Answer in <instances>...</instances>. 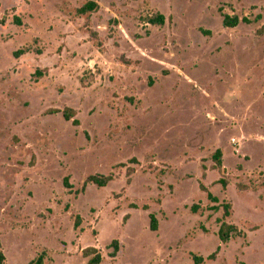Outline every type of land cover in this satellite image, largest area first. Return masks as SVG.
I'll list each match as a JSON object with an SVG mask.
<instances>
[{
    "label": "rangeland",
    "instance_id": "1",
    "mask_svg": "<svg viewBox=\"0 0 264 264\" xmlns=\"http://www.w3.org/2000/svg\"><path fill=\"white\" fill-rule=\"evenodd\" d=\"M220 8L262 19L225 29ZM224 203L245 234L228 244ZM92 247L103 264H264V0H0V252L86 264Z\"/></svg>",
    "mask_w": 264,
    "mask_h": 264
},
{
    "label": "trees",
    "instance_id": "2",
    "mask_svg": "<svg viewBox=\"0 0 264 264\" xmlns=\"http://www.w3.org/2000/svg\"><path fill=\"white\" fill-rule=\"evenodd\" d=\"M99 9H100L99 3L95 2V1H89V2L85 3L80 9H78L77 12L80 16H88V15H91V14L98 12ZM219 12L222 15V18H223L222 25L225 29H235V28L239 27L242 23H244L246 25H252L254 23L259 22L262 19L261 15L257 16L254 21H252L248 17H245L242 19L237 15L224 14L223 9H221V8L219 9ZM14 21L18 24L21 23L17 17H14ZM143 21L147 25L152 26V27H164L167 23V18L161 13H156L154 15H149V16L145 17L143 19ZM203 34L208 36L211 33L203 31ZM91 36L97 37V34L91 33ZM26 53H27L26 50H21V51L16 52L15 56L19 58ZM36 74H38V76H40V77L43 76L40 71H37ZM55 113H60V111H55ZM62 114H63L64 119L68 122L72 121L74 126L80 125V122L75 119L77 116V113L75 110H72L70 108H66L62 112ZM212 158H213L214 162L216 163V166L218 168H222L223 152L221 150H217L213 154ZM131 162L135 163V164L139 163V161L137 159H132ZM120 166L121 167H127L126 164H122ZM135 172H136L135 169L128 168L127 174L129 177H131L133 174H135ZM113 181H114L113 175H110V176L95 175V176H91L87 179L85 186L87 184L92 183V184L96 185L98 188H106ZM128 183H130V179L128 180ZM220 183L225 187L227 185V183L224 180H221ZM64 184L67 188H71L69 185V178L65 179ZM201 189L203 191H206L205 187H203V186H201ZM207 194H208V198L211 201H213L215 203H219V199L214 197L212 195V193L207 191ZM221 208L224 210V217L221 221H219V223H220L219 238H220L221 242L223 244H228L234 238L244 237L245 234L243 231H241L237 226L230 224L226 221L231 216V210H232L231 204L224 203L221 205ZM144 209L148 210V207L145 206ZM191 209L195 213L198 212V210H200L199 206H197V205H194ZM213 210L218 211L220 209H219V207H215ZM125 219H127V217H125ZM149 219H150V230L153 233H157L159 231V227H160L158 217L155 214H150ZM80 224H81V218L77 217V221H76V225H75L76 229L80 228ZM107 250H108L109 257L111 259H117L118 255L121 251L120 240H118V239L113 240L107 246ZM83 257L87 260L86 264H103L104 260H105L102 252L99 251L98 249L94 248V247L84 250ZM193 259L198 264H202L204 262V258L195 256V255L193 256ZM45 261H46V254L42 253L34 261L30 262L29 264H45ZM0 264H5V256L1 252H0Z\"/></svg>",
    "mask_w": 264,
    "mask_h": 264
}]
</instances>
